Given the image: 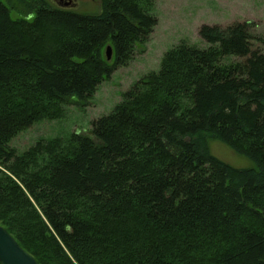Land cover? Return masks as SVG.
<instances>
[{
  "label": "trees",
  "instance_id": "trees-1",
  "mask_svg": "<svg viewBox=\"0 0 264 264\" xmlns=\"http://www.w3.org/2000/svg\"><path fill=\"white\" fill-rule=\"evenodd\" d=\"M19 1L13 17L0 0V224L40 264H264V38L252 24L202 25L205 47L168 49L89 131L19 152L16 136L87 105L158 24L155 0H101L96 13ZM211 140L255 166L220 159Z\"/></svg>",
  "mask_w": 264,
  "mask_h": 264
},
{
  "label": "rangeland",
  "instance_id": "rangeland-1",
  "mask_svg": "<svg viewBox=\"0 0 264 264\" xmlns=\"http://www.w3.org/2000/svg\"><path fill=\"white\" fill-rule=\"evenodd\" d=\"M2 1L13 9V17L25 13L19 0ZM48 1L59 6L54 0ZM101 4V0H83L76 10L96 13L101 10ZM154 14L158 24L149 39L137 46L134 58L127 66L120 67L99 86L87 105L68 104L65 117L37 121L16 136L11 146L23 152L41 138L69 137L77 131H89L92 121L109 113L121 100L123 92L144 75L160 67L168 49L182 40L205 47L200 35V28L204 24L225 28L238 22H250L254 35L264 38V0H155ZM256 44L264 50V43ZM209 146L214 155L234 167L255 166L252 160L221 141L211 140Z\"/></svg>",
  "mask_w": 264,
  "mask_h": 264
},
{
  "label": "water",
  "instance_id": "water-1",
  "mask_svg": "<svg viewBox=\"0 0 264 264\" xmlns=\"http://www.w3.org/2000/svg\"><path fill=\"white\" fill-rule=\"evenodd\" d=\"M110 60L112 47L106 48ZM0 262L2 264H40L34 256L28 253L15 237L0 224Z\"/></svg>",
  "mask_w": 264,
  "mask_h": 264
},
{
  "label": "flooded vegetation",
  "instance_id": "flooded-vegetation-1",
  "mask_svg": "<svg viewBox=\"0 0 264 264\" xmlns=\"http://www.w3.org/2000/svg\"><path fill=\"white\" fill-rule=\"evenodd\" d=\"M81 1L83 0H54L57 5L67 9H76L80 5Z\"/></svg>",
  "mask_w": 264,
  "mask_h": 264
}]
</instances>
